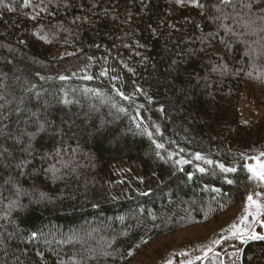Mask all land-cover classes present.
<instances>
[{"label": "trees", "instance_id": "trees-1", "mask_svg": "<svg viewBox=\"0 0 264 264\" xmlns=\"http://www.w3.org/2000/svg\"><path fill=\"white\" fill-rule=\"evenodd\" d=\"M244 97L264 107V0H3L0 264H264L192 235L256 191Z\"/></svg>", "mask_w": 264, "mask_h": 264}, {"label": "rangeland", "instance_id": "rangeland-1", "mask_svg": "<svg viewBox=\"0 0 264 264\" xmlns=\"http://www.w3.org/2000/svg\"><path fill=\"white\" fill-rule=\"evenodd\" d=\"M240 112L241 118L244 121L257 120L264 115V107L255 105L253 102H250L244 97L241 103ZM261 165H264V156L253 157L247 162L249 173L253 177L254 183L256 184L255 193L250 195L252 197V202H250L247 198L246 201L222 218L219 225L209 226L207 229H203L201 231L197 229L196 231L192 232L193 236H197L200 232H203V235L210 236L214 228L223 230L229 228L231 229L230 232L233 233L235 239L240 241L248 240V236H250L253 231L260 235H264V199H259V195L263 194L262 192H264V180L255 175V172L262 170ZM189 237V234L178 233L174 239L162 238L155 242L154 245L159 246L157 251H161L164 254L170 249L179 246L181 240H189ZM151 250L152 248L147 249L146 251L141 250L140 252L149 257L150 260L146 262L142 260L140 263L136 264H159V261L152 256ZM207 252L208 251H205L201 255H198L197 259H192L190 264H196L199 261H203L206 258Z\"/></svg>", "mask_w": 264, "mask_h": 264}, {"label": "snow or ice", "instance_id": "snow-or-ice-1", "mask_svg": "<svg viewBox=\"0 0 264 264\" xmlns=\"http://www.w3.org/2000/svg\"><path fill=\"white\" fill-rule=\"evenodd\" d=\"M183 2H184V0H177V3H183ZM189 2L190 3H193V4H197V0H189ZM0 3H3V0H0ZM26 3H27V0H26ZM39 130L40 129H37V131H39ZM30 135H34V133L33 134H30ZM200 158H201L200 155L197 154V159H200ZM221 167L223 168L222 165H221ZM261 169H262L261 171L255 172V175L259 176L260 179L264 180V165H261ZM234 170L235 169H226V168L224 169V171H234ZM201 171H203V169H201ZM41 195L43 196V194H41ZM144 195H147V193H144ZM248 200L250 202H252V197L249 196L248 197ZM36 236H37V233L33 232L32 233V237L35 238ZM248 239H252V240H264V235H260V234L256 233L255 231H253L251 233V235L248 236Z\"/></svg>", "mask_w": 264, "mask_h": 264}, {"label": "water", "instance_id": "water-1", "mask_svg": "<svg viewBox=\"0 0 264 264\" xmlns=\"http://www.w3.org/2000/svg\"><path fill=\"white\" fill-rule=\"evenodd\" d=\"M255 241H264V240H252V239H249L245 242L244 246H246L248 243H251V242H255Z\"/></svg>", "mask_w": 264, "mask_h": 264}]
</instances>
